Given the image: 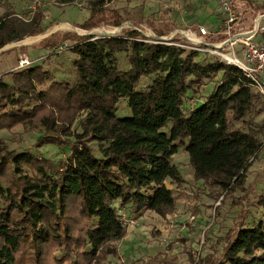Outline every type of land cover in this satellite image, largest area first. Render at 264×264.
<instances>
[{"label": "trees", "instance_id": "trees-1", "mask_svg": "<svg viewBox=\"0 0 264 264\" xmlns=\"http://www.w3.org/2000/svg\"><path fill=\"white\" fill-rule=\"evenodd\" d=\"M113 1L90 0L80 27L98 26L100 6ZM41 32L36 17L0 20V49ZM77 39L70 78L32 62L0 74V130L41 124L40 141L67 148L50 158L0 139V264H106L126 235L121 210L175 211L165 181H184L172 160L180 146L194 179L217 197L243 182L262 148V100L238 67L174 43L188 45L184 39L155 40L134 29ZM143 77L150 79L136 89ZM210 82V93L189 104ZM124 98L131 114L118 116ZM253 205L260 215L228 228L196 264H264V185Z\"/></svg>", "mask_w": 264, "mask_h": 264}, {"label": "rangeland", "instance_id": "rangeland-1", "mask_svg": "<svg viewBox=\"0 0 264 264\" xmlns=\"http://www.w3.org/2000/svg\"><path fill=\"white\" fill-rule=\"evenodd\" d=\"M89 1L77 0L62 5L55 0H0V20L15 18L17 22H29L36 17L42 29L37 35L25 36L5 45L6 49L0 52V74L19 69V56L26 54L32 64L42 63L56 77L70 78L72 63L77 58L70 47L78 41V36H122L124 30L129 29L145 35H154L171 27L165 22L170 6L182 11L189 5L196 6L198 3V0L106 2L99 9L100 24L83 29L80 26L90 16ZM212 1L211 6L214 7V0ZM250 2L256 6H264V0ZM250 7L254 8L252 5ZM117 21L120 22L119 25L115 24ZM64 24H69L75 29L65 28ZM175 33L172 38H179ZM153 39L167 40V37ZM181 39L182 37L179 40ZM240 48L239 45L236 46L241 57ZM118 59L121 66L125 67L123 54H118ZM149 79L143 77L135 88L140 89L141 83H146ZM212 88L213 82L205 85L199 95L192 96L189 104L203 100ZM126 102V98L120 100L116 110L118 116L131 114L130 108L124 104ZM79 124L78 119L72 126L74 133L81 131ZM44 130L41 124L29 128L18 125L12 129L0 130V139L5 141L9 148L31 147L47 157L63 158L67 153L66 147L40 141L39 136L44 134ZM262 142V148L249 163L243 182L223 191L222 196L218 197L216 188L194 179L188 155L183 146H180L172 160L178 166L184 181L178 187L169 180L165 181L167 187L173 188L175 211L162 217L148 210L137 215H131L125 209L121 210L126 217L133 218L135 223L126 226L125 237L115 242L118 254L110 255L106 264H145L147 259L154 256H158L154 264H196L211 246H215V242L228 228L234 227L243 218L249 220L251 216L258 217L260 211L253 205V199L264 185V138ZM91 145L96 151L97 144L92 142Z\"/></svg>", "mask_w": 264, "mask_h": 264}, {"label": "built area", "instance_id": "built-area-1", "mask_svg": "<svg viewBox=\"0 0 264 264\" xmlns=\"http://www.w3.org/2000/svg\"><path fill=\"white\" fill-rule=\"evenodd\" d=\"M217 4L218 22L212 29L199 26L196 32L177 30L188 40V45L174 43L238 67L259 93L264 110V10H255L250 5L241 8L238 0H217ZM173 35L166 41L171 40ZM237 45L241 47V57L236 50ZM30 63L28 56L21 54L17 67L22 68ZM121 216L126 226L135 223L124 212H121Z\"/></svg>", "mask_w": 264, "mask_h": 264}, {"label": "crops", "instance_id": "crops-1", "mask_svg": "<svg viewBox=\"0 0 264 264\" xmlns=\"http://www.w3.org/2000/svg\"><path fill=\"white\" fill-rule=\"evenodd\" d=\"M214 0V7L211 6L213 3L212 0H198L197 5H189L184 10H175L174 7L170 6L168 9V19L165 20L166 23H169V27L167 31H159L154 35L146 34L151 38H163L169 37L171 34H174L177 30H191L197 31L199 26H205L208 29H212L218 22V9H217V1ZM239 5L241 8H245L249 6L246 0H238ZM179 35L182 39L186 38L183 37L181 32H176L175 35ZM175 37V36H173ZM181 39V40H182ZM32 62V61H31Z\"/></svg>", "mask_w": 264, "mask_h": 264}, {"label": "bare ground", "instance_id": "bare-ground-1", "mask_svg": "<svg viewBox=\"0 0 264 264\" xmlns=\"http://www.w3.org/2000/svg\"><path fill=\"white\" fill-rule=\"evenodd\" d=\"M63 27H65V28H72V29H75L74 27H71L69 24H64ZM63 27H62V28H63ZM36 39H37V38H36ZM25 40H26V39H25ZM28 40H29V39H28ZM26 42H28V41H26Z\"/></svg>", "mask_w": 264, "mask_h": 264}, {"label": "water", "instance_id": "water-1", "mask_svg": "<svg viewBox=\"0 0 264 264\" xmlns=\"http://www.w3.org/2000/svg\"><path fill=\"white\" fill-rule=\"evenodd\" d=\"M5 47H6V46L2 47V48L0 49V52L3 51V50H5V49H6Z\"/></svg>", "mask_w": 264, "mask_h": 264}]
</instances>
